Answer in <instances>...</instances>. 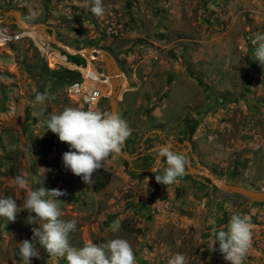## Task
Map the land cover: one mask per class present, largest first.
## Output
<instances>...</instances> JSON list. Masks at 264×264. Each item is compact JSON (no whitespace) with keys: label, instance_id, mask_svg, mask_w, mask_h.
<instances>
[{"label":"rangeland","instance_id":"1","mask_svg":"<svg viewBox=\"0 0 264 264\" xmlns=\"http://www.w3.org/2000/svg\"><path fill=\"white\" fill-rule=\"evenodd\" d=\"M103 4L105 14L96 17L92 0H0V18L4 11L18 10L24 21L46 25L48 34L69 49L109 52L116 59L125 76L117 113L131 129L125 150L135 158L129 164L112 155L104 164L110 166L97 171L87 185L63 166L69 145L54 144L45 122L67 106L86 110L68 96V88L82 80L79 70L89 64L107 77L105 63L77 53L86 61L77 70L79 65L65 55L71 54L44 36L2 23L0 31L8 38L0 42V196L23 207L26 190L14 184L23 171L32 189L66 191L58 199L63 201L62 219L77 220V230L70 234L76 248L123 238L137 264H168L177 253L188 264H228L218 242L212 250L213 237L201 220H193L190 203L181 202L183 193L172 184L156 191V181L135 175V165L160 162L162 174L167 164L157 159L160 147L173 141L186 147L189 142L185 153L193 152L191 162L196 160L224 184L250 188L264 179V66L253 59L250 39L264 34V0ZM111 27L117 33L109 32ZM46 89L51 98L40 105L35 95ZM110 95L108 88L96 110L110 111ZM155 140L159 146L153 148ZM148 151L152 156L147 157ZM219 190L233 213L250 216L264 206ZM147 200L153 203L150 223L136 213L137 205ZM159 200L169 203L175 215L159 212ZM28 217L27 210L15 222L0 217V264H23L19 245L31 241L35 226ZM117 219L120 228L113 232L110 225ZM251 246L257 247L254 239ZM39 250L40 258H32L31 264H67L66 258Z\"/></svg>","mask_w":264,"mask_h":264},{"label":"clouds","instance_id":"2","mask_svg":"<svg viewBox=\"0 0 264 264\" xmlns=\"http://www.w3.org/2000/svg\"><path fill=\"white\" fill-rule=\"evenodd\" d=\"M90 10L96 17H102L106 11L103 0H92ZM250 39L253 59L264 66V34H256ZM50 98L46 89L35 95V102L44 105ZM45 123L60 142L69 145V151L62 155L63 166L86 185L92 182L93 175L102 169L112 155L122 151L131 135L127 122L118 113L93 108L84 110L67 106L60 113L52 114ZM158 158H166L167 167L162 174H157L160 172V162L151 167L156 183L167 187L187 174L189 161L183 153L164 146L159 149ZM14 184L26 190L23 207L18 206L10 196H0V217L15 222L19 212H29V224L35 226L31 229V241L24 240L19 245L18 255L23 264H31L32 258L39 259V248H43L50 257L66 258L67 264H137L132 246L123 238L102 243L88 241L81 248L70 244V234L77 230V220L62 219L63 201L58 198L65 196L66 191L48 190L42 186L32 189L28 174L23 171L14 177ZM110 227L113 232L118 231L119 219L113 221ZM253 229L250 216L232 214L227 225L211 227L212 250H216L214 245L218 242V250L228 264H245L252 245ZM168 264H188V261L185 255L177 253L169 259Z\"/></svg>","mask_w":264,"mask_h":264},{"label":"crops","instance_id":"3","mask_svg":"<svg viewBox=\"0 0 264 264\" xmlns=\"http://www.w3.org/2000/svg\"><path fill=\"white\" fill-rule=\"evenodd\" d=\"M158 139L162 141L163 137L158 135ZM157 141L159 140L153 141V148L159 146V143ZM177 143L179 142L173 141L169 143L175 144L176 146L174 148H171V150L183 153L187 157L189 163L186 169L187 174L181 178H178V182L172 184V187L178 188L181 191V194L183 193L182 197L180 198L181 202L186 201L191 204H188L189 207H187V210L194 211L193 220L196 222L201 220L200 222L202 223V225H204V231L211 235V227L213 225H227L230 216L234 214L232 211L233 208H231V204H228L226 195L220 193L219 188L214 186L210 179L206 178L201 173L190 172V167L201 172L203 171V166L200 165L196 160L191 162L190 157H194L193 152L189 150L188 154H186L185 151L189 148L187 146H177ZM131 144L132 142H130V145ZM148 152L149 153L147 154V157L152 156V153L150 151ZM164 162H166V158H164ZM106 166L110 165H103L102 168H106ZM135 166L136 168H139L135 170V175L147 176L150 177L151 180H155V173L149 172L152 165H149L148 163H140L139 165ZM161 169L162 168L160 167V170ZM157 174L161 173L159 172ZM250 185H253L250 186V188L252 189L264 190V179H258L256 182L250 183ZM162 186V184L156 183V191H159V188H161ZM194 187H199L198 191H195ZM136 213L139 216L143 217L146 222L150 223L152 221L153 203L150 200L139 203V205H137ZM250 217L253 224H264V206L259 210L258 214L251 213ZM255 224L252 235V239L254 240L257 239L256 232L258 229L257 227L259 226L258 224ZM245 264H264V246L256 248L251 246Z\"/></svg>","mask_w":264,"mask_h":264},{"label":"water","instance_id":"4","mask_svg":"<svg viewBox=\"0 0 264 264\" xmlns=\"http://www.w3.org/2000/svg\"><path fill=\"white\" fill-rule=\"evenodd\" d=\"M2 23L6 24V25H13L21 31L31 30V29L37 30V31H39V33H41L45 37V39L49 43L56 45L57 47L67 51L71 55H76L77 53L86 52L88 54V56L93 60H96L100 57L101 60L105 63L106 76L111 81L112 87H113L112 94L110 95L109 100H108L109 108H110L111 112L117 113V111H118L117 102H118L119 94L121 91V85L123 83V79H125V76L122 73L118 62L109 52H103L101 54H97L96 52H94L90 48L75 52L74 50L69 49V47L65 46L60 41H58L54 35L48 34V28L46 25H44V24H42V25H31V24L27 23L26 21H24L22 18L21 12H19L18 10L4 11L3 17L0 18V24H2ZM117 76H120L118 78V82L113 83L112 80H114L115 77H117ZM176 145L182 146L181 143H177ZM186 145L188 148L191 147L189 142H187ZM164 146H168L170 149L176 147L175 144H167V145L161 146L160 148H162ZM117 155L122 157L126 161H128L129 164H131L132 160L135 158L134 156L130 155L125 150V145H124L122 151ZM159 159H161V158H158V161H159ZM190 170H193L195 173H201L203 176L210 179L212 184L214 186H216L217 188L222 189L225 192L241 196V197L245 198L249 203H256V204L264 203V190H254V189H250V188L243 187V186L227 185V184H224L222 182H221V184H222V186H221V184H219L218 180L215 179V177L212 174L205 173V172H207V169L205 167H202L203 171H201V172L195 170L192 167H190Z\"/></svg>","mask_w":264,"mask_h":264},{"label":"built area","instance_id":"5","mask_svg":"<svg viewBox=\"0 0 264 264\" xmlns=\"http://www.w3.org/2000/svg\"><path fill=\"white\" fill-rule=\"evenodd\" d=\"M1 32V31H0ZM109 32L117 33V31L111 27L109 28ZM4 34V33H3ZM68 96L80 104V106L86 108L97 109L101 104L102 100L105 98V92L98 87H91L89 83L82 77V80L74 82L68 88ZM51 138L54 144L61 143L56 134L52 133ZM249 203V202H248ZM159 212L168 211L170 215H175V212L172 211L169 203H164V201L159 200L156 206ZM256 246L263 247L264 246V224H260L256 232Z\"/></svg>","mask_w":264,"mask_h":264},{"label":"bare ground","instance_id":"6","mask_svg":"<svg viewBox=\"0 0 264 264\" xmlns=\"http://www.w3.org/2000/svg\"><path fill=\"white\" fill-rule=\"evenodd\" d=\"M24 32L25 33H31V34H38V35H40V36H42L43 37V35L41 34V33H39V31H37V30H24ZM8 37L6 36V35H4V34H2L1 32H0V42H2V41H4L5 39H7ZM45 43L43 42V45H44ZM42 45V46H43ZM41 46V47H42ZM71 51V50H70ZM76 52V51H75ZM82 53H84V52H82ZM64 58V57H63ZM65 59V58H64ZM48 60H49V63H52L51 62V60H50V58H49V54H48ZM66 60V59H65ZM76 66V65H75ZM77 68H75V69H77V70H79V68H80V66H76ZM82 68V67H81ZM82 69H84V71H81V70H79L81 73H82V77L86 80V82L87 83H89V85L91 86V87H98V88H100V89H102L104 92H106L107 90H108V88L110 89L111 88V94H112V89H113V87H112V83H111V81L109 80V78H107V77H104L102 74H100L99 72H97V70H95V68L92 66V67H90V64L87 66V67H83ZM118 78L120 77V76H117ZM113 81V83H116V82H118V80L116 81V77H115V79L114 80H112ZM125 82V79H123V83ZM122 83V84H123ZM120 95V94H119ZM119 98H120V96H119ZM190 172H192V173H194V171L193 170H190ZM205 173H209L208 171L207 172H205ZM219 182V184H221V182L220 181H218ZM221 186H222V184H221ZM223 188V187H222Z\"/></svg>","mask_w":264,"mask_h":264},{"label":"trees","instance_id":"7","mask_svg":"<svg viewBox=\"0 0 264 264\" xmlns=\"http://www.w3.org/2000/svg\"><path fill=\"white\" fill-rule=\"evenodd\" d=\"M65 55H67V58H68L69 62H72V63L77 64L79 66H86L85 59H83V58H81L79 56L68 55L67 53H65Z\"/></svg>","mask_w":264,"mask_h":264},{"label":"flooded vegetation","instance_id":"8","mask_svg":"<svg viewBox=\"0 0 264 264\" xmlns=\"http://www.w3.org/2000/svg\"><path fill=\"white\" fill-rule=\"evenodd\" d=\"M137 165H139V164H137Z\"/></svg>","mask_w":264,"mask_h":264}]
</instances>
